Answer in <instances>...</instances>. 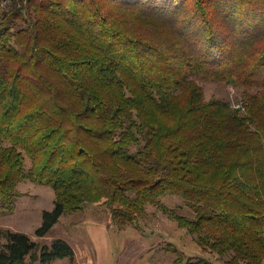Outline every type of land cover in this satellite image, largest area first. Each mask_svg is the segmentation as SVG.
<instances>
[{
  "label": "trees",
  "instance_id": "1",
  "mask_svg": "<svg viewBox=\"0 0 264 264\" xmlns=\"http://www.w3.org/2000/svg\"><path fill=\"white\" fill-rule=\"evenodd\" d=\"M198 78L236 87L240 107L206 100ZM27 179L56 194L39 238L85 203L120 231L155 205L220 264H264V0H14L0 15V217ZM0 236V264L76 257L63 239Z\"/></svg>",
  "mask_w": 264,
  "mask_h": 264
},
{
  "label": "rangeland",
  "instance_id": "2",
  "mask_svg": "<svg viewBox=\"0 0 264 264\" xmlns=\"http://www.w3.org/2000/svg\"><path fill=\"white\" fill-rule=\"evenodd\" d=\"M197 81L203 87L206 100L228 99L235 107L239 105L241 91L233 85L199 78ZM27 165H30L29 159ZM18 190L22 196L17 207L11 214L0 217V228L26 232L42 244L49 245L56 239L66 240L76 250L77 257L55 264H175L176 254L183 255L185 259L192 257L194 262L197 261L195 257L211 259L215 264L230 258L205 251L196 234L192 235L175 216L155 205H148L147 217L141 220V229L130 227L120 231L113 225L106 206L85 203L79 212L63 215L47 236L39 238L36 229L42 223L43 211L55 206V191L52 186L36 184L28 179L19 183ZM162 201L176 214L187 219L196 218L194 210L183 198L168 195ZM0 241L5 239L0 236ZM172 244L178 253L170 250ZM84 257H88L87 262ZM27 259L32 261L30 257ZM32 262L43 264L39 260Z\"/></svg>",
  "mask_w": 264,
  "mask_h": 264
},
{
  "label": "built area",
  "instance_id": "3",
  "mask_svg": "<svg viewBox=\"0 0 264 264\" xmlns=\"http://www.w3.org/2000/svg\"><path fill=\"white\" fill-rule=\"evenodd\" d=\"M13 1L14 0H0V15L10 9ZM237 107H240V104L237 105Z\"/></svg>",
  "mask_w": 264,
  "mask_h": 264
},
{
  "label": "crops",
  "instance_id": "4",
  "mask_svg": "<svg viewBox=\"0 0 264 264\" xmlns=\"http://www.w3.org/2000/svg\"><path fill=\"white\" fill-rule=\"evenodd\" d=\"M90 229V228H89ZM76 251V250H75ZM76 257H77V254H76ZM85 258V262H87V258L88 257H84ZM64 259H66V258H64ZM64 259H58V260H55V261H52V262H50V263H48V264H55V262H57V261H62V260H64Z\"/></svg>",
  "mask_w": 264,
  "mask_h": 264
}]
</instances>
